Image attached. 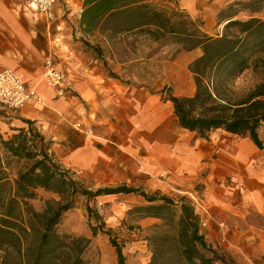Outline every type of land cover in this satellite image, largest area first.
I'll return each instance as SVG.
<instances>
[{
  "label": "crops",
  "instance_id": "1",
  "mask_svg": "<svg viewBox=\"0 0 264 264\" xmlns=\"http://www.w3.org/2000/svg\"><path fill=\"white\" fill-rule=\"evenodd\" d=\"M24 1L0 0V71L12 70L43 102L18 111L0 105V138L6 140L13 130L27 129L23 121H28L50 145L54 162L81 177L92 176L99 184L122 180L123 187L131 188L129 176L138 175L145 178L139 188L147 195L174 200L197 194L209 212L207 227L200 232L206 242L213 246L226 241L229 259L237 264H264V150L248 138L222 130L200 139L180 128L171 103L152 91L157 82L147 86L143 81L145 86L136 88L123 83L128 79L129 59L117 50L128 51L130 40L125 35L114 40L115 49L101 57L103 61L83 53V43H98L99 35L98 30L87 35L80 28L84 0H56L52 21L27 12ZM156 1L169 2L200 20L203 32L211 36L226 23L220 14L230 7L239 11L240 3L249 0ZM242 14L248 16L246 20H264V9L239 11L234 20H242L238 19ZM152 56L151 61L159 58ZM200 56L195 49L175 61L181 73L170 76L171 81L162 78L161 71L154 79L171 85L173 97H192L195 87L185 72ZM47 57L66 75L72 97L55 99L54 91L42 82ZM99 62L114 65L116 79L99 72ZM75 124L81 128L75 129ZM108 196L106 201H112L124 194L104 195ZM135 249L133 245L131 251L136 254Z\"/></svg>",
  "mask_w": 264,
  "mask_h": 264
},
{
  "label": "trees",
  "instance_id": "2",
  "mask_svg": "<svg viewBox=\"0 0 264 264\" xmlns=\"http://www.w3.org/2000/svg\"><path fill=\"white\" fill-rule=\"evenodd\" d=\"M264 0L241 4L239 11L258 13ZM239 11L230 7L220 36H208L200 20L169 2L156 0H84L80 28L89 35L95 31L113 36L138 34L160 46L178 45L186 53L199 49L201 56L188 66L193 76L192 97L166 98L180 128L206 140L215 130L248 138L258 150H264L259 131L264 127V78L242 93L234 91V82L245 71L264 63V20H234ZM83 47L102 57L101 48L88 42ZM115 78L114 75H110ZM27 129H15L8 139L0 138V264H89L83 259L90 240L58 234L56 227L63 215L75 207L76 198L88 200L102 195L136 194L146 205L135 208L140 219H155L147 239L148 264H230L200 233L199 217L186 197L177 202L165 196H148L126 187L84 189L68 177L49 155L50 145L43 142L30 122ZM25 161L11 178L9 160ZM58 196L36 212L29 201L36 191ZM92 216L90 208H86ZM91 237L108 231L90 227ZM110 239V238H109ZM116 264H125L122 248L110 239Z\"/></svg>",
  "mask_w": 264,
  "mask_h": 264
},
{
  "label": "rangeland",
  "instance_id": "3",
  "mask_svg": "<svg viewBox=\"0 0 264 264\" xmlns=\"http://www.w3.org/2000/svg\"><path fill=\"white\" fill-rule=\"evenodd\" d=\"M255 1L259 0H249L248 2L251 3ZM242 3L243 2L240 4ZM261 6H264V3H262ZM247 17L248 16L242 14L241 16H238V19L246 20ZM219 34H222V30L221 32H213L211 37H214L215 35L218 36ZM118 38L121 37L113 36L111 33L99 32L96 39L98 43L94 40L92 46H98L101 48L102 57L105 58L106 55L115 49V46L112 44L114 40ZM124 38L130 40L128 51L117 50L119 55H123L124 57L127 56L129 59V63L126 65L128 79L123 81V83L136 88L140 85L145 86L146 84L148 86V84L153 85V83L157 82V86L154 87L152 91L155 92L157 90L155 94L161 93V98L163 100L168 98L172 91L171 85L167 86V84L163 83V80L158 82L159 79L154 78L159 75L160 71L163 76L162 78H168L170 81L172 78H170V76L175 77L176 75H179L181 73V68L174 63L185 56L186 52L178 45L160 46L157 43H155L156 45H153L152 43H149L151 40L147 37L138 34H130ZM107 41L110 46L106 44ZM82 49L83 53H86V55L90 54L94 56L86 48L82 47ZM152 55H159L158 60H149L153 57ZM100 60L103 61L102 58ZM98 65V71L105 74V76L110 77L111 74L115 76V73L112 72L115 70L114 65L107 62H99ZM85 67H89V63H85ZM115 72L117 71L115 70ZM185 75L193 81V76L189 70L185 72ZM261 78H264V63H262V61L258 62L252 70L245 71L235 80L234 91L237 93L247 91V89L252 88L258 83ZM113 79H116V76ZM143 81L145 84L142 83ZM161 83H163V85H161ZM163 113L165 114L166 111H163ZM170 118L171 117H168V119ZM259 135L260 139L264 141V127L260 129ZM55 163L57 164V162ZM8 164V173L11 178L14 177L17 170L29 165V163H26L25 161H17L15 159L9 160ZM57 165L62 171L66 172L68 177L78 182L84 189L92 192L99 189L123 187L124 184L122 180L113 183L104 180L105 184H99L92 176L81 177L70 170H66V168L61 165ZM129 179L132 180L133 183V185L131 184L129 187L141 190V187L139 188V186L143 185L145 178L133 175L129 176ZM148 196L158 195L148 194ZM109 197L110 196L104 197V195H102L88 200L85 197L78 196L76 198L75 207L67 211L61 218L59 225L56 227L57 233L89 239L90 244L83 254L84 261L89 264H116L115 250L111 246L110 239H113L122 248V253L125 257V264H148L151 254L147 239L151 234L152 226L159 224L160 222L157 220L155 223H139L140 218L133 213V210L146 205V202L142 197L136 194H125L124 196L115 197L116 199L113 198L112 201H106V198ZM186 198L189 199V197ZM173 199L178 201L177 198ZM57 200H59L58 196L43 190H37L36 198L28 203L36 212H41L45 206V202ZM87 206L90 208L92 216L88 215L86 210ZM119 211L121 214H114L119 213ZM91 226L97 227L105 232L108 231V236L98 233L96 237H91ZM133 245L136 247L135 251L137 255L131 251ZM212 248L230 264H237L235 263V260L229 259L230 257L226 248V241L220 240L213 244Z\"/></svg>",
  "mask_w": 264,
  "mask_h": 264
},
{
  "label": "built area",
  "instance_id": "4",
  "mask_svg": "<svg viewBox=\"0 0 264 264\" xmlns=\"http://www.w3.org/2000/svg\"><path fill=\"white\" fill-rule=\"evenodd\" d=\"M56 0H25L24 9L32 14L43 16L47 21H52V10ZM35 5V7H33ZM42 82L54 91V98L72 97L69 93V82L66 75L58 68L57 63L47 57L43 63ZM43 99L37 94L34 88H28L21 79L9 69L0 71V105L12 111H18L27 104H42ZM75 129H80V124L74 125ZM195 214L199 217V228L207 227L209 212L202 205L199 195L194 194L189 197Z\"/></svg>",
  "mask_w": 264,
  "mask_h": 264
},
{
  "label": "clouds",
  "instance_id": "5",
  "mask_svg": "<svg viewBox=\"0 0 264 264\" xmlns=\"http://www.w3.org/2000/svg\"><path fill=\"white\" fill-rule=\"evenodd\" d=\"M33 7H35V5H33Z\"/></svg>",
  "mask_w": 264,
  "mask_h": 264
}]
</instances>
